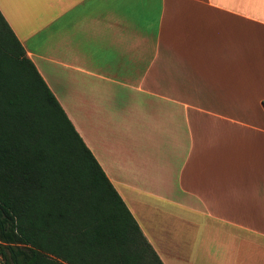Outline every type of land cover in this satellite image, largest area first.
Masks as SVG:
<instances>
[{
    "label": "crops",
    "instance_id": "1",
    "mask_svg": "<svg viewBox=\"0 0 264 264\" xmlns=\"http://www.w3.org/2000/svg\"><path fill=\"white\" fill-rule=\"evenodd\" d=\"M163 264H264V0H0Z\"/></svg>",
    "mask_w": 264,
    "mask_h": 264
},
{
    "label": "trees",
    "instance_id": "2",
    "mask_svg": "<svg viewBox=\"0 0 264 264\" xmlns=\"http://www.w3.org/2000/svg\"><path fill=\"white\" fill-rule=\"evenodd\" d=\"M0 264H163L1 12Z\"/></svg>",
    "mask_w": 264,
    "mask_h": 264
}]
</instances>
